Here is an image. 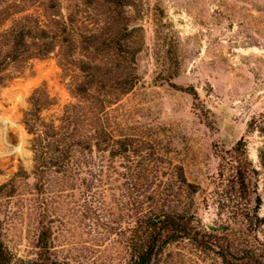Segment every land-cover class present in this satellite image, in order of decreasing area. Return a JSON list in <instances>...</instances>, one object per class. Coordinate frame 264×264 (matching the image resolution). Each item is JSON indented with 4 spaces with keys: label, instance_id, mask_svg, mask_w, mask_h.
<instances>
[{
    "label": "rangeland",
    "instance_id": "374dc122",
    "mask_svg": "<svg viewBox=\"0 0 264 264\" xmlns=\"http://www.w3.org/2000/svg\"><path fill=\"white\" fill-rule=\"evenodd\" d=\"M129 1L112 11L78 1L85 12L73 34L100 23L96 43L76 44L82 71L60 65L56 48L0 86V220L6 246L22 259L35 257L41 219L53 255L68 264H124L137 204L145 211L190 204L204 224L222 222L217 154L239 138L258 170L264 218V0ZM67 4L60 0L64 16ZM28 11L40 12L38 2ZM87 73L98 82L79 103L85 111L95 105L99 137L71 153L66 143H39L50 159L37 175L41 160L22 122L28 98L46 91L50 103L39 117L59 125L65 107L78 104L71 85L91 80ZM210 263L183 241L168 245L157 264Z\"/></svg>",
    "mask_w": 264,
    "mask_h": 264
},
{
    "label": "trees",
    "instance_id": "16d2710c",
    "mask_svg": "<svg viewBox=\"0 0 264 264\" xmlns=\"http://www.w3.org/2000/svg\"><path fill=\"white\" fill-rule=\"evenodd\" d=\"M67 1L65 8L68 13L64 16L60 0H0V86L23 73L32 59L44 58L56 48L59 49L60 65L75 64L78 71L83 70L85 62L75 57L80 53L74 51L76 44L84 42L87 37H92V43H96L100 23L93 21L87 35L77 33L75 36L72 32L75 16H80L85 10L80 7V0ZM93 1L104 3L108 11L117 5L128 6L130 3L129 0ZM36 2L41 11L29 12L30 6ZM108 25L112 28L117 26ZM112 42L110 38L105 46L110 47ZM87 74L91 80L71 85V92L79 97L78 104L65 107L59 125L42 123L39 117V111L50 103L46 91L36 88L28 98L29 108L23 112L22 122L33 135L31 148L35 158L41 160L34 168L37 175L45 167V160L50 159L39 143L45 146V142L66 143L70 148L67 147L66 151L71 153L73 146L97 141L99 137L95 105L90 103L85 111L79 103L88 101L84 94L98 82L94 74ZM169 84L185 92L193 91L192 88ZM79 124L85 131L77 133L81 130H77ZM38 126H41V135H36ZM217 157L214 188L218 207L225 214V219L206 225L190 204L181 210L161 205L149 211L137 204L132 222L125 229L128 258L124 264H157L168 245L183 241L206 253L210 264H264V238L260 235L264 218L258 212L261 204L258 170L242 138L229 148H220ZM261 159L264 160V153ZM36 247L35 257L31 260L16 256L4 242L3 222L0 220V264H68L53 255L50 229L44 219L40 222Z\"/></svg>",
    "mask_w": 264,
    "mask_h": 264
}]
</instances>
